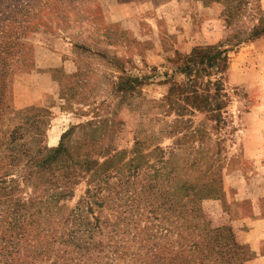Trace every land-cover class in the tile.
I'll return each mask as SVG.
<instances>
[{
	"label": "rangeland",
	"instance_id": "obj_1",
	"mask_svg": "<svg viewBox=\"0 0 264 264\" xmlns=\"http://www.w3.org/2000/svg\"><path fill=\"white\" fill-rule=\"evenodd\" d=\"M230 3L236 7L227 24L226 3L218 2L77 0L65 13L61 4L44 0L29 7L26 0H0V157H6L0 165L9 163L14 129L28 138L27 121L39 122L36 148H56L74 128L64 143L76 147L86 140L82 151L91 144V129L105 128L122 151L119 165L134 157V139H142L148 156L137 182L147 184L159 174L156 188L162 191L168 173L162 162L168 159L180 176L213 178L221 195L204 199L201 209L212 228H227L224 237L240 247L232 264H264V0ZM30 23L38 29L24 27ZM209 46L226 51V67L198 79V89L209 87L204 93L211 106L204 110L196 107L199 99H185L188 92L178 87L170 95L169 89L188 82L181 71L186 60L194 49ZM24 163L21 158L6 177L16 179L15 186H3L13 187L14 199H42L39 180L23 182ZM86 189L84 180L51 207L48 240L58 239L60 216L67 217ZM107 217L104 209L100 218ZM150 245L140 248L135 264L148 260ZM72 253L78 264L97 252L80 262Z\"/></svg>",
	"mask_w": 264,
	"mask_h": 264
},
{
	"label": "trees",
	"instance_id": "obj_2",
	"mask_svg": "<svg viewBox=\"0 0 264 264\" xmlns=\"http://www.w3.org/2000/svg\"><path fill=\"white\" fill-rule=\"evenodd\" d=\"M33 1L28 0V4L26 0L25 6L29 7ZM44 1L55 7L61 4L60 10L68 13V6L77 0ZM150 1L159 3L161 0ZM198 1L203 5L226 3L225 22L230 24L233 20L236 5L230 0ZM24 27L29 31L38 29L37 23L25 24ZM225 67V50L215 46L194 49L181 69L188 82L177 87L172 85L169 94L179 87V91L189 93L185 99H192L194 103L199 99L196 102L198 109L209 110L211 105L206 102L209 95L204 93L209 87L198 89V79L219 73ZM38 123H25L27 127L23 129L28 138H24V132L19 133V128L10 133L9 141L15 146L10 147L9 163L0 165V170H4L0 174V256L5 259L2 264H75L74 258L70 257L72 252L80 262L84 255L94 251L97 253L88 257V261L78 264H135L140 248L144 249L149 243L151 245L145 250L148 260L140 264H232L235 250L240 247L231 241L230 236L224 237L223 232H229L227 228H212L201 209L204 199H215L221 195L213 178L201 181L180 176L175 173L176 164L172 165L175 161L168 159V162H162L168 165V173H165V185L160 191L156 188L159 174H154L152 182L147 184L137 182L145 164L143 160L148 156L142 153V139H134V157L119 165L122 151L114 148L113 135L107 129H91L92 139L88 141L91 144L82 151L86 140L82 146L76 147L64 143L74 128L62 137L56 148H36L40 135L36 127ZM18 139L23 141L15 154ZM170 157L173 158V154ZM4 158L0 157V162ZM21 158L25 160L23 182L29 185L33 179L39 180L35 187L41 186L38 190H43L42 199L37 196L27 201L14 199L11 195L13 187L7 189L3 186L7 182L15 186L16 183L11 182L16 179L6 181V177ZM183 168L179 169L182 171ZM84 180L87 184L84 195L67 217L60 216L63 225L58 241L48 240L52 236L47 228L52 217L51 207L63 197H71L73 187ZM49 191L50 196L43 199ZM104 209L110 211V217L101 220ZM140 236H143V241L138 242ZM75 240H78L77 244L72 243ZM56 242L62 247L54 249ZM71 244L74 248L68 250ZM21 250L25 252L23 256H19Z\"/></svg>",
	"mask_w": 264,
	"mask_h": 264
}]
</instances>
